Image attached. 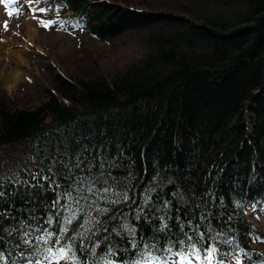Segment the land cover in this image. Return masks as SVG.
<instances>
[{"label": "trees", "instance_id": "1", "mask_svg": "<svg viewBox=\"0 0 264 264\" xmlns=\"http://www.w3.org/2000/svg\"><path fill=\"white\" fill-rule=\"evenodd\" d=\"M53 2L66 29L109 47L128 37L134 47L115 59L94 45L72 60L56 55L27 93L16 98L0 90V159L14 166L0 175V224L13 229L0 232L3 264H27L22 237L33 239L58 210L76 214L68 235L88 229L87 239L119 249L109 259H138L126 250L119 225L127 221L150 235L132 212L149 188L153 203L172 202L173 233L179 214L213 237L216 264L224 253L225 264L234 256L238 264L263 263L253 244L263 243L264 234L243 211L264 206V0ZM78 160L79 168L63 167ZM52 174L49 188L52 181L42 177ZM97 174L110 177L114 192L97 200L108 211L93 207L92 223L79 227L89 216L83 200L68 209L49 207L74 180L87 183ZM118 195L119 203L107 202Z\"/></svg>", "mask_w": 264, "mask_h": 264}, {"label": "snow or ice", "instance_id": "2", "mask_svg": "<svg viewBox=\"0 0 264 264\" xmlns=\"http://www.w3.org/2000/svg\"><path fill=\"white\" fill-rule=\"evenodd\" d=\"M40 11H46V9H40ZM10 16L12 12L8 13ZM44 23V27H48L49 23ZM7 27V24L5 25ZM82 161H79L75 165H63V167L68 168L69 171L72 169L79 168ZM103 163L100 167L103 168ZM51 173V169L48 170ZM110 177H103L100 174L95 176H90L87 178V183H85V177H80L73 181L69 188L66 189L62 194L57 193L56 199L49 205L50 208L57 209H68L69 202L75 203L77 206L83 200L88 204L89 216L88 218H82L83 224L79 227L84 228V225L92 223L90 218L91 209L93 207L97 208V211L101 213H106L107 209H102L97 206V200H107V194L109 192H114L111 185L108 184V179ZM33 179H36L34 176ZM42 179L50 180L52 183L49 184V188H52V184L55 183V174L49 176H43ZM156 178L154 177V182ZM100 184V187H97ZM60 185L56 184V188ZM54 190V189H53ZM151 188L147 189L143 194L139 204L132 209L134 213V220L139 221L143 219L145 223L150 228V235L145 236L142 232L138 230L135 224L130 222H124L119 225L123 233L126 234L124 239L126 240L127 248L126 250L131 252L133 257L138 256L139 258L132 259H121L119 261L114 259H109L110 256H115L119 249H116L109 242L103 244V241L89 240L86 238L88 229L84 231H76L73 235H68L69 227L75 219V213L71 215L62 216V211H57L55 215H47L46 219L42 224H39L35 231L39 234L29 240L22 237L23 244L29 247L28 252H22L21 255L27 261V264H60V261L68 262V264H89V260H92V264H168V255L172 253L173 248L177 251L173 254L174 256L180 257V261L188 259L185 254V249H191V255L196 259H203L206 264H212L213 259L217 256L219 250L215 247L213 243V237L207 236L206 233L199 231L200 225H192L191 220L187 222L181 221L179 214L176 216V226L178 228V233L172 232V225L168 223L172 219L170 214V200H162L158 204L153 203L152 196L150 192ZM75 193V195H73ZM122 195L123 199H128V194L125 191ZM174 197H179L178 192H173ZM4 196V192L0 191V198ZM90 197H96L97 199H89ZM61 199L65 200L64 204H60ZM108 203H119V195L116 200H108ZM136 202L134 201V204ZM179 213V209H177ZM123 215V213H121ZM4 216L0 213V218ZM62 217V219H61ZM206 217H201L204 219ZM158 222V223H157ZM96 223H99L97 221ZM44 225H48L45 227ZM53 225H55L53 227ZM189 228V231H185V227ZM7 231L11 235L13 229L11 226H4L0 224V232ZM104 232H108V228H103ZM117 236H121L122 233L117 231L116 228L112 229ZM210 231V230H209ZM29 233H25L24 236L27 237ZM79 237V240H78ZM105 240L108 238L105 237ZM2 243V241H0ZM226 243H231L226 241ZM103 244V248H102ZM199 245V247H198ZM19 247V245H17ZM98 249H102L98 252ZM146 250H157L163 252L165 255H152L151 251ZM224 253L223 256H227ZM36 256L35 260L29 257ZM219 259L218 264H225V260ZM4 254L0 250V264H3ZM173 264H180V262L173 261Z\"/></svg>", "mask_w": 264, "mask_h": 264}, {"label": "rangeland", "instance_id": "3", "mask_svg": "<svg viewBox=\"0 0 264 264\" xmlns=\"http://www.w3.org/2000/svg\"><path fill=\"white\" fill-rule=\"evenodd\" d=\"M56 9L53 0H0V70H14L16 76L12 84L4 82L0 77V90L8 95L17 98L27 93L41 78V68L45 62L56 61V55L64 54L69 58L67 60H72V57L81 55L80 48L83 47L84 52H92L94 45L105 48L108 57L115 59L133 49L134 45L128 37L116 39L109 47L106 41L92 42L83 32L66 29L68 25L63 20H58ZM9 12H12L11 16ZM42 22L49 23V26L44 27ZM4 39L6 45L3 44ZM13 168L12 163L5 165L0 159V175L8 174ZM243 213L244 218L264 234V206L257 209L248 206ZM253 245L264 256V242ZM191 252L192 250H187L185 254L188 259L184 261L174 256V252L170 253L168 264H173V261L180 264H206L191 255ZM212 264L216 263L213 261ZM226 264H238V258L234 256Z\"/></svg>", "mask_w": 264, "mask_h": 264}, {"label": "bare ground", "instance_id": "4", "mask_svg": "<svg viewBox=\"0 0 264 264\" xmlns=\"http://www.w3.org/2000/svg\"><path fill=\"white\" fill-rule=\"evenodd\" d=\"M4 42H6L5 39L3 40V44H4ZM4 45H6V44H4ZM2 71L3 70H0V77H2V80L4 82L12 84L16 80V76H14V70H11V71L10 70H5V72H2Z\"/></svg>", "mask_w": 264, "mask_h": 264}]
</instances>
